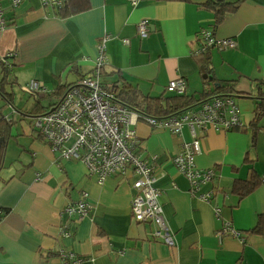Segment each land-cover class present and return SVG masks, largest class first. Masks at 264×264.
Returning a JSON list of instances; mask_svg holds the SVG:
<instances>
[{
	"label": "crops",
	"instance_id": "1",
	"mask_svg": "<svg viewBox=\"0 0 264 264\" xmlns=\"http://www.w3.org/2000/svg\"><path fill=\"white\" fill-rule=\"evenodd\" d=\"M229 1L236 8L218 20L207 0H0V127L7 131L0 264H264V0ZM142 19L150 25L145 38L137 34ZM203 30L235 47L198 52ZM102 37L104 89L125 82L159 96L182 78L184 95L199 100L222 85L217 92H230L240 110V126L197 130L194 166L211 171L199 183L173 162L184 144L193 148L187 126L175 134L142 118L132 125L131 150L156 174L172 245L153 234L154 224L136 220L131 167L98 183L83 162L53 151L34 126L93 71ZM2 67L10 71L5 86ZM30 81L43 88L32 94ZM257 107L262 115L253 123ZM237 182L254 188L241 197ZM78 202L87 206L83 217L65 211Z\"/></svg>",
	"mask_w": 264,
	"mask_h": 264
},
{
	"label": "built area",
	"instance_id": "2",
	"mask_svg": "<svg viewBox=\"0 0 264 264\" xmlns=\"http://www.w3.org/2000/svg\"><path fill=\"white\" fill-rule=\"evenodd\" d=\"M135 5L138 0H129ZM44 5H54L59 0H41ZM0 23L2 24L1 16ZM150 25L142 19L137 23L140 38L148 36ZM202 46L198 52L209 47L234 48L232 39L216 38L209 31L199 33ZM106 38L99 44V55L95 59L93 71L71 85L41 115L36 116L35 128L46 139L53 151L66 159L83 162L93 173L98 183L108 176L122 173L131 167L136 175L132 186L136 193L131 202L136 220L154 224L153 234L168 245L174 243L173 236L163 217L159 202V191L154 185L156 174L139 156L132 152L136 142L132 125L138 118L144 119L153 127H165L179 134L187 126L192 146L184 144L173 162L191 182L199 183L211 177V171L199 172L194 166V156L199 152L197 130L211 127L230 129L240 126L239 108L231 93L216 92L195 101L192 105L165 117H154L139 113L136 109L120 103L114 93L104 89L99 82L100 68L107 63L105 52ZM124 43H128L124 39ZM5 56H12V52ZM6 62L5 57L1 59ZM186 81L172 79L166 85L168 92L181 95L186 92ZM43 87L37 81H30L28 91L32 94ZM264 183V175L261 177ZM68 214H86L87 206L78 202L75 207L65 208ZM1 212V211H0Z\"/></svg>",
	"mask_w": 264,
	"mask_h": 264
},
{
	"label": "trees",
	"instance_id": "3",
	"mask_svg": "<svg viewBox=\"0 0 264 264\" xmlns=\"http://www.w3.org/2000/svg\"><path fill=\"white\" fill-rule=\"evenodd\" d=\"M237 1H229V0H207V8L215 13L218 20H221L225 14L233 11L236 8ZM3 77L1 80V85L5 86V84L9 83L10 80V71L8 67H2ZM69 87V86H68ZM221 88H225V86L219 85L215 91H225L219 90ZM230 89V88H229ZM111 91L114 93L116 99L124 104L127 107L135 108L141 111L145 115L154 116V117H165L170 114H174L179 110L186 108L187 106L192 105L195 100L192 96L189 95H177L165 90L159 96H149L145 95L138 90L137 87L132 86L128 83L123 82L121 86L116 84L111 85ZM167 91V92H166ZM1 92V88H0ZM213 92V93H216ZM206 92L202 93V97L208 96L210 94L205 95ZM222 93H230V92H222ZM212 94V93H211ZM201 98V99H203ZM200 100V99H199ZM38 99H35V102H38ZM262 115L260 107L256 109V115L253 119V123H257L258 119ZM7 131L0 127V137L4 138L0 144V160L2 156H4L6 150V135ZM1 167V164H0ZM254 188L253 184H246L243 182H237L235 185V191L239 194V196H244L248 194Z\"/></svg>",
	"mask_w": 264,
	"mask_h": 264
},
{
	"label": "rangeland",
	"instance_id": "4",
	"mask_svg": "<svg viewBox=\"0 0 264 264\" xmlns=\"http://www.w3.org/2000/svg\"><path fill=\"white\" fill-rule=\"evenodd\" d=\"M28 88V87H27ZM25 95V96H24ZM23 96H24V98L22 99V102H21V105H19L21 108H22V106L26 103V100H27V94H24ZM15 100L18 102V101H21L20 100V97H19V95L16 93V97H15ZM43 104H45V102L44 101H41Z\"/></svg>",
	"mask_w": 264,
	"mask_h": 264
},
{
	"label": "water",
	"instance_id": "5",
	"mask_svg": "<svg viewBox=\"0 0 264 264\" xmlns=\"http://www.w3.org/2000/svg\"><path fill=\"white\" fill-rule=\"evenodd\" d=\"M3 140V138L2 137H0V144H1V141Z\"/></svg>",
	"mask_w": 264,
	"mask_h": 264
},
{
	"label": "clouds",
	"instance_id": "6",
	"mask_svg": "<svg viewBox=\"0 0 264 264\" xmlns=\"http://www.w3.org/2000/svg\"><path fill=\"white\" fill-rule=\"evenodd\" d=\"M73 85V84H72ZM42 114V113H41ZM41 114H39V115H41Z\"/></svg>",
	"mask_w": 264,
	"mask_h": 264
}]
</instances>
